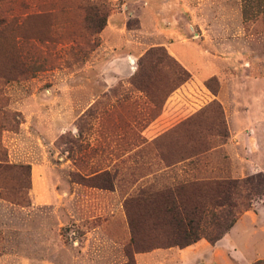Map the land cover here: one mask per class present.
I'll return each instance as SVG.
<instances>
[{"label":"rangeland","instance_id":"rangeland-1","mask_svg":"<svg viewBox=\"0 0 264 264\" xmlns=\"http://www.w3.org/2000/svg\"><path fill=\"white\" fill-rule=\"evenodd\" d=\"M257 172L264 0H0V264H264V196L215 243L126 253L139 188Z\"/></svg>","mask_w":264,"mask_h":264},{"label":"trees","instance_id":"trees-1","mask_svg":"<svg viewBox=\"0 0 264 264\" xmlns=\"http://www.w3.org/2000/svg\"><path fill=\"white\" fill-rule=\"evenodd\" d=\"M160 49L163 47H151L139 59V69L132 82L143 91H147L152 64L159 60L156 50ZM183 74L190 77L186 69ZM184 160L187 159H161L164 168ZM101 186L110 188V184ZM154 190L139 188L124 202L131 230L126 253L131 263L134 262L131 248L136 251L172 246L184 248L201 238L211 243L221 239L236 222L237 213L248 210L254 197L264 196V173L257 172L240 179L180 180ZM148 222H151V236L144 230ZM151 229L161 235L153 234Z\"/></svg>","mask_w":264,"mask_h":264}]
</instances>
